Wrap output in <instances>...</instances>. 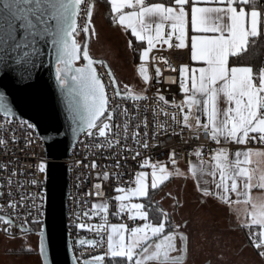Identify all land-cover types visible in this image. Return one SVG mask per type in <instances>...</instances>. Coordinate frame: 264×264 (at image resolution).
<instances>
[{"label":"snow or ice","instance_id":"snow-or-ice-1","mask_svg":"<svg viewBox=\"0 0 264 264\" xmlns=\"http://www.w3.org/2000/svg\"><path fill=\"white\" fill-rule=\"evenodd\" d=\"M109 3L111 12L115 14L112 17L113 23L118 22L126 30L130 29L137 41L147 42V47L140 54L141 61L148 58L150 50L157 44L186 49L188 52L190 63L183 64L178 69L179 88L184 93V99L179 104L172 101L182 113V120L177 121L175 114L171 119L174 124L182 125L180 133L173 129L174 135H182L184 129H195L197 132L203 129L218 146L211 156L214 162L211 171L206 173L213 178L219 174V180L212 181L215 191L205 186L208 181L204 180L203 161L201 167L193 165L187 170L204 198L201 203L206 204L209 198H215L230 210L232 194L237 197L236 202H240L239 198L244 196V203H249L251 198L247 190L253 187V176L242 165L249 162L252 150L237 148L234 152L235 159L231 160L232 153L223 145H245L257 138L264 142V66L259 69L238 66L239 54L250 44L254 45L259 38H264V0H168V3L109 0ZM81 4L82 0H0V72L5 76L11 75L18 83L30 81L44 55L41 44H50L55 55V79L66 101L73 136L77 137L85 131L91 136L94 134L92 130L97 129L98 135L105 137L108 145L113 146L114 143L119 144V140L113 141L106 137V131H110L112 127L107 121L113 119L114 112L107 111L109 99L105 93V85L93 67L94 61L90 58L88 47L84 46L82 50L75 38L79 30L77 17L81 12ZM94 7L92 3L87 6L86 15L89 19ZM83 31H89L87 25ZM131 43L129 41L130 46ZM81 50L83 60L87 63L77 67L76 61L81 59ZM191 62L202 64L197 67L192 66ZM139 71L147 82L149 76L143 65ZM156 74L159 79V68ZM112 75L109 72V76ZM112 83H116L114 78ZM115 95L121 96L119 88L115 89ZM127 97L133 101L147 99L146 96L131 92H127ZM159 100L165 105L169 103L162 95ZM119 107L116 105L117 109ZM0 112L5 118L14 115L3 91H0ZM123 114L126 117L123 124L126 146L129 139L127 108L123 109ZM202 116L207 118L206 122H202ZM24 124L29 129L34 127L27 122ZM142 129L141 132V124H136L131 139L138 148L148 149L149 123L146 114ZM162 130L166 133V127L162 126ZM151 138L156 139L155 132ZM8 142L7 138L0 137V145ZM128 151L134 152L133 159L140 156V152L135 149ZM194 154L200 157L202 150L197 149ZM257 155H264V152H258ZM171 163L175 165L176 161L172 160ZM119 166L117 161L114 167ZM37 167L44 173L46 163L40 162ZM91 167H97L95 161ZM142 167L151 168L150 185L147 180L149 173L137 171L135 187L117 188V192L124 194L115 196V200L120 202L119 213L126 212L131 219L138 218L143 223L130 229L131 243L125 242L124 224H111V231L107 236L108 252L105 255L112 259L125 258L127 264H189L190 239L181 230L182 225L172 224L169 214L164 211L160 212L157 222L150 221L152 196L149 188L158 189L174 173L163 162L150 164L149 159L142 160ZM116 175L119 178V173ZM175 175L187 178V173H182L179 168L175 169ZM101 178L108 181L109 173L104 172L102 177L98 173L97 179ZM31 183L36 184L38 181L33 180ZM258 186L264 188V174L259 176ZM96 187L99 188V184ZM132 198H146L147 202L133 203ZM33 207H36L35 203ZM251 207V219L242 224L237 223L236 227L242 231L247 228L246 235L250 245H254L258 250L257 255L264 258V197L259 202H252ZM93 209L106 212L108 205L94 204ZM36 211L37 216L32 222L39 226L38 217L41 212L39 208ZM84 215L87 216L88 212ZM16 227L10 217L0 215V231H3L6 239H18L11 231ZM76 227L99 233L105 224L101 223L93 228L90 224L80 222ZM19 230L23 233L24 226L20 225ZM102 243V240L94 239L78 238L76 241L81 247L97 244L102 246ZM19 254L25 257L21 264H50L43 230L40 232L38 245L27 248L21 245ZM33 256L35 258L31 259ZM73 259L75 264H81L75 255ZM103 261L104 256L97 255L89 264H103ZM117 264H123V260L117 261Z\"/></svg>","mask_w":264,"mask_h":264},{"label":"built area","instance_id":"built-area-1","mask_svg":"<svg viewBox=\"0 0 264 264\" xmlns=\"http://www.w3.org/2000/svg\"><path fill=\"white\" fill-rule=\"evenodd\" d=\"M95 1L82 0L81 12L78 15L79 30L75 34L78 42L86 37L83 28L88 25L89 20L86 15L87 6L89 3L95 5ZM187 63L188 52L184 50L161 49L153 53L147 60L151 75L150 84L143 92L133 93L146 96L147 99L133 101L127 97L128 91H125L121 85L118 87L116 83H112L113 75L109 76L111 72L109 65L102 60L94 62L93 66L105 85L106 96L109 99L107 111L114 112L113 119L107 121L112 127L110 131H106V137L113 141L118 139L119 144L114 143L113 146H109L105 137L98 135L97 129L92 130L94 134L91 136L85 131L80 134L70 149L68 157L63 160L68 166L67 232L71 249L80 259L81 264H89L97 255L104 256L103 264H108L111 257L105 253L108 252L107 236L110 233L111 224H124L127 228H131L141 223L138 218L131 219L126 212L119 213V202L115 200V196L119 195L117 188L135 187L137 171L149 169V167H142L143 159H149L150 164L157 161L172 164L171 161L175 160L176 164L190 165L194 158L200 161L210 160L218 147L203 129L198 132L195 129H184L182 135L173 134L174 128L176 133H180L182 127L179 123L174 124L171 119L175 114L177 121L182 120V113L172 104V101L176 104L180 103L178 69ZM157 68L160 69L159 79L156 74ZM116 88H119L121 96L115 95ZM160 95L169 102L167 105L159 100ZM116 105L120 107L117 109ZM125 108L128 109L129 123V139L126 146L123 133V124L126 120L123 114ZM145 114L149 123L148 149L138 148L131 139L136 124H141V132L143 131L142 121ZM24 122L34 125L26 119L10 116L5 118L0 112V137L7 138L9 141L6 145H0V215L8 216L15 222L17 227L11 231L17 237L25 234L20 232V225H23L25 230L34 232L37 224L32 220L37 216V208L41 212L38 217L40 224L46 216L48 164L52 160L44 137L35 126L29 129ZM162 126L166 127V133L162 130ZM153 132L156 134L154 140L151 138ZM116 133L119 135L117 136ZM250 144L264 147L259 140H251ZM128 149L139 151L140 156L133 159L134 152ZM197 149L202 150L200 157L194 154ZM93 161L97 165L95 168L91 167ZM117 161L120 166L114 167ZM40 162L46 163L44 173H41L37 167ZM104 172L109 173V180L97 179V174L99 173L102 177ZM33 180L38 183H31ZM97 184L99 188L96 187ZM33 203L36 207H33ZM100 203H107L106 212L102 209H93L94 204ZM85 212H88L87 216L84 215ZM80 222L90 224L93 228L104 223L105 227L98 233L96 230L77 228L76 225ZM0 235L5 236L3 231H0ZM78 238L102 240L103 243L102 246L97 244L81 247L76 244ZM255 251L257 253L258 250L255 249ZM259 258L264 262V258Z\"/></svg>","mask_w":264,"mask_h":264},{"label":"water","instance_id":"water-1","mask_svg":"<svg viewBox=\"0 0 264 264\" xmlns=\"http://www.w3.org/2000/svg\"><path fill=\"white\" fill-rule=\"evenodd\" d=\"M87 27L89 31L86 32L84 46L88 47L90 58L96 62L99 59L90 54V42L94 33L92 17L88 20ZM84 46L81 45L82 50ZM41 48L44 55L40 58V66L34 70L33 78L26 83H18L11 75L5 76L0 72V91H3L14 113L10 117L31 121L46 140L49 157L52 159L48 164L47 211L41 229L37 232L38 238L43 230L50 264H75L67 232L68 166L63 160L68 157L81 133L74 137L71 132L66 101L55 79L54 51L50 44L42 43ZM82 50L81 59L76 64L83 60ZM111 73L113 74L112 71ZM113 78L119 87L114 74ZM101 82L103 83L102 79ZM24 232L32 231L26 229Z\"/></svg>","mask_w":264,"mask_h":264},{"label":"rangeland","instance_id":"rangeland-1","mask_svg":"<svg viewBox=\"0 0 264 264\" xmlns=\"http://www.w3.org/2000/svg\"><path fill=\"white\" fill-rule=\"evenodd\" d=\"M104 13L101 4L96 3L93 9V18L98 27L104 25ZM98 42L100 48L107 50L108 44L105 43L106 41L99 39ZM141 65L144 66L149 76L147 82L140 75ZM150 80L149 65L139 64L134 66V73L130 76L129 83L121 85V87L128 92L139 93L149 86ZM143 171L149 173L147 180L150 185L151 168L149 167V169ZM178 187H175L172 191L167 183H164L156 189L153 200L159 204L164 212L171 216L172 224L179 223L183 225L186 221L185 231L189 236L191 247L189 264H205L208 261L210 264H263L255 253L254 245H250L249 238L246 235L247 228L242 231L236 227L237 220L225 207L211 200H208L206 204H202L201 197L195 196L190 191L181 195ZM118 193L119 195L124 194ZM125 202L127 203V201ZM131 202L146 203L144 198H132ZM150 221L155 223L151 218ZM142 223L141 221L138 226ZM131 228L126 227L125 229L126 243H131ZM256 230L258 231V229ZM38 239L37 233L33 232L18 236L16 240H8L5 236L0 235V264H21L25 259L22 254H19L21 245L25 248L36 246L38 245ZM34 258V256L31 257V259Z\"/></svg>","mask_w":264,"mask_h":264},{"label":"crops","instance_id":"crops-1","mask_svg":"<svg viewBox=\"0 0 264 264\" xmlns=\"http://www.w3.org/2000/svg\"><path fill=\"white\" fill-rule=\"evenodd\" d=\"M146 3H153V2H165L168 3V0H145ZM100 4V3H99ZM96 5V3H95ZM108 5V15L109 20H106V12L103 8V12H105V19L103 18L104 25L101 27L94 21L92 15V22L94 25V33L91 40V55L99 60L105 61L115 77L117 78L119 85H127L129 82L130 76L134 73V66L139 64H147L148 58L161 49L171 50L176 48H169L167 45L161 46L157 44L153 49L150 50L148 58L144 61H141L140 54L144 47H147L146 41H137L135 37L131 35L130 29H125L124 27L120 26L118 22L113 23L112 17L115 15L111 12V5L109 0H107ZM132 9H125V11H131ZM154 26V25H153ZM101 39L102 41H106L105 43L108 44L107 50L104 48H100L98 40ZM129 41L135 42L136 46L133 47L132 43L131 46L129 45ZM248 47L246 48V50ZM181 50V49H177ZM245 50V51H246ZM184 51H187L186 49ZM188 63H190L189 55H188ZM192 66H201L202 62H191ZM179 102L184 99V93L179 92L178 96ZM207 118L202 116V122H206ZM253 135V134H250ZM256 140H259L258 138ZM264 144V142H262ZM228 147L232 155L230 156L231 160L235 159L234 152L237 148H242L244 150L251 149L252 153L249 156V162L247 164H243L242 166L247 167L249 169L250 174L253 176L252 184L253 187L248 189L249 197L251 198L249 203H244L246 197L241 196L239 198L240 202H236L237 197L235 194H232L233 203L229 207L217 202L215 198H209L208 200L214 201L218 205L225 207L237 220V223H244L246 220L251 219L252 213V202H259L261 197H264V188H260L259 185V176L264 174V155H257L258 152H264V147H259L255 145H251L250 141L247 142L245 145H235V144H226L223 145ZM243 159V157L241 158ZM203 167L205 169L204 180L208 181L205 186L211 187L213 191H215L214 184L212 183L213 179L216 181L219 180V174L217 173L216 177L213 178L206 173L211 171L212 163H214L211 159L207 161H203ZM166 167L172 171L174 174L169 178L167 183L168 187L174 190L175 187H178L179 194L184 195L185 192H191L197 197H201L204 199L198 190V187L194 180L191 178V174L187 172L190 166H197L198 168L201 167V161L197 158H194L190 165H182V164H165ZM179 168L182 173H187V178L185 176H178L175 175V169ZM149 178V177H148ZM150 189V188H149ZM171 218V216H170ZM186 221L182 226L186 227ZM126 229V228H125ZM258 229V227L256 228ZM185 230V228H184ZM111 231V229H110ZM255 250V247H254ZM256 253V251H255ZM257 255V253H256ZM258 257V255H257ZM259 258V257H258ZM260 259V258H259ZM261 260V259H260ZM262 261V260H261ZM264 264V262L262 261Z\"/></svg>","mask_w":264,"mask_h":264},{"label":"trees","instance_id":"trees-1","mask_svg":"<svg viewBox=\"0 0 264 264\" xmlns=\"http://www.w3.org/2000/svg\"><path fill=\"white\" fill-rule=\"evenodd\" d=\"M95 3L101 4L106 12V20H109V15H108V5H107V0H96ZM133 47L136 46V43L133 41L132 42ZM239 59L240 63L238 66H252L254 69H259L260 67L264 66V38H259L257 42L252 45L250 44L248 46V49L244 51L243 53L239 54ZM151 196H152V204L150 208V218L151 220H154L157 222L159 218V214L162 210V208L159 206L158 203H156L153 200V194L155 193L156 190L149 189ZM145 202L146 198H144ZM154 209V210H152ZM41 229V224L35 228L34 231L40 230ZM123 260V264H126L124 258H116L112 259L110 258L108 264H117V261Z\"/></svg>","mask_w":264,"mask_h":264},{"label":"flooded vegetation","instance_id":"flooded-vegetation-1","mask_svg":"<svg viewBox=\"0 0 264 264\" xmlns=\"http://www.w3.org/2000/svg\"><path fill=\"white\" fill-rule=\"evenodd\" d=\"M94 31V30H93ZM92 40V39H91ZM79 43L82 45V46H84L85 45V43H86V37H85V39L83 40V41H79ZM90 45H91V42H90ZM90 54H91V51H90ZM93 57V56H92ZM82 64H84V61L83 60H81L79 63H77L76 65L79 67V66H81ZM184 228H185V226H182V231H184L185 233H186V231L184 230ZM38 232V230H36V231H34L33 233H37ZM124 260H125V262H126V264H127V261H126V259L124 258ZM205 264H210V262L208 261L207 263H205Z\"/></svg>","mask_w":264,"mask_h":264}]
</instances>
